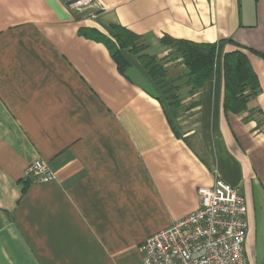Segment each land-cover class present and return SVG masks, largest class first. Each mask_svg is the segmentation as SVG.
<instances>
[{
  "label": "crops",
  "instance_id": "obj_1",
  "mask_svg": "<svg viewBox=\"0 0 264 264\" xmlns=\"http://www.w3.org/2000/svg\"><path fill=\"white\" fill-rule=\"evenodd\" d=\"M73 1L0 0V264H143L141 245L196 211L216 171L245 195L247 264H264V0L250 27L243 0ZM114 26L146 46L123 50V70ZM164 37L217 46L202 88ZM239 50L259 93L234 114L223 56ZM144 55L176 80V110ZM37 161L52 181L25 177Z\"/></svg>",
  "mask_w": 264,
  "mask_h": 264
},
{
  "label": "built area",
  "instance_id": "obj_2",
  "mask_svg": "<svg viewBox=\"0 0 264 264\" xmlns=\"http://www.w3.org/2000/svg\"><path fill=\"white\" fill-rule=\"evenodd\" d=\"M90 0H76L73 9ZM211 188L197 192L199 208L171 228L148 238L140 247L143 264H247L245 244L248 219L245 195L215 172ZM34 182H49L55 176L43 161L25 172Z\"/></svg>",
  "mask_w": 264,
  "mask_h": 264
},
{
  "label": "trees",
  "instance_id": "obj_3",
  "mask_svg": "<svg viewBox=\"0 0 264 264\" xmlns=\"http://www.w3.org/2000/svg\"><path fill=\"white\" fill-rule=\"evenodd\" d=\"M113 34L116 43L109 44V50L119 68L123 70L127 67L123 50L130 49L132 53L139 54L146 49V46H139L141 41L139 36L121 26H114ZM161 43L173 47L176 58H180L186 67L184 76L188 78V83L193 86V89L202 88L214 71L217 46L214 44L202 45L187 40H175L170 37H164ZM240 49L248 50L242 47ZM242 50L226 53L223 56V106L226 112L229 111L234 114L247 111V104L259 93L258 77L251 67L247 55ZM140 61L145 67L149 79L161 92L170 108L176 110L179 106L176 88L173 85L176 80L167 77L163 64L157 58L144 55L140 57Z\"/></svg>",
  "mask_w": 264,
  "mask_h": 264
},
{
  "label": "water",
  "instance_id": "obj_4",
  "mask_svg": "<svg viewBox=\"0 0 264 264\" xmlns=\"http://www.w3.org/2000/svg\"><path fill=\"white\" fill-rule=\"evenodd\" d=\"M243 4V25L250 27L255 24V0H243Z\"/></svg>",
  "mask_w": 264,
  "mask_h": 264
}]
</instances>
